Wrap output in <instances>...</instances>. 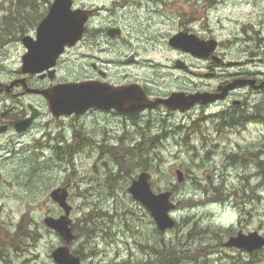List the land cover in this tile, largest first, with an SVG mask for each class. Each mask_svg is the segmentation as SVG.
<instances>
[{"label":"rangeland","instance_id":"374dc122","mask_svg":"<svg viewBox=\"0 0 264 264\" xmlns=\"http://www.w3.org/2000/svg\"><path fill=\"white\" fill-rule=\"evenodd\" d=\"M8 1H15L17 5H6L7 8H20L33 20L40 19L51 0H36L35 7L31 5L33 0ZM74 1L75 8L96 10L85 39L65 56L60 76L70 80L79 79L85 73L98 76V69L102 68L119 81L126 78L153 81L160 91L167 93L189 88L193 82L217 84V79L210 81L203 77L224 69H211L206 61L191 59L182 50L171 47V37L183 30L215 37L220 42L219 53L230 60H247L244 70L264 78V0ZM191 18L192 22L185 24ZM113 27L120 28L122 34L119 39L110 41L106 29ZM132 55L136 58L129 62ZM99 57L113 59L110 63L98 60ZM179 59L188 69L176 67ZM259 97L264 102V94ZM215 110L209 107L205 112L195 113L201 117L200 130L192 142L168 139L156 147L154 160L148 154L154 164L150 170L153 189L156 192L173 189V201L177 204L171 214L178 226L163 234V238L179 252L180 242L196 226L193 235L185 241V248L191 252L181 259L184 264H204V260L208 264H236L233 257L246 255L222 246L231 233L259 230L264 235V176L253 155L244 154L261 149L264 123L252 121L216 133L212 116ZM85 123L98 144L90 140L74 148L73 131L82 126L83 119L68 118L52 122L51 127L39 122L29 133L13 137L9 134L7 141L2 142L0 231L7 237L21 233L20 229L26 234L34 233L33 238H7L6 242L17 248L3 249L4 262L13 263L19 258V262L33 259L36 264H56L52 253L64 243L60 236L43 225V219L63 213L50 199V193L61 186L70 189L74 226L77 227L90 211L102 210L112 215L99 217L96 224L92 223L99 227L94 237H80L71 245L73 251H80L76 254L101 264H138L150 256L137 239L143 235L153 237L157 227L150 212L129 193L132 178L141 170L126 174L111 152L103 149L113 145L136 147L138 144L131 137L123 138L132 132V122L123 116L97 113L89 116ZM203 134L209 137L210 143L201 138ZM212 142L218 146L208 158L207 146L213 145ZM236 153L244 156H239L238 164L230 165ZM177 168L185 171L183 184L177 181ZM226 173L227 182L224 181ZM207 175H210V182H207ZM198 182L223 188L220 191L225 198L221 199L220 193L214 196L212 191L199 189ZM126 218L130 230L125 228ZM104 228L107 232L103 233ZM136 230L138 237L134 234ZM25 241L30 243L23 245ZM257 256L263 258L260 264H264V250Z\"/></svg>","mask_w":264,"mask_h":264},{"label":"flooded vegetation","instance_id":"af4514ba","mask_svg":"<svg viewBox=\"0 0 264 264\" xmlns=\"http://www.w3.org/2000/svg\"><path fill=\"white\" fill-rule=\"evenodd\" d=\"M15 1L1 0L0 1V63H5L8 65H0V146L2 142L7 141L8 135L13 136H22L38 126L39 122H42L48 127H51L50 124L56 120L61 119H83V124L81 132H73V140L77 141L80 138L86 139L87 141L96 142L89 133V129L85 123V120L94 114H106L112 115L114 117L123 116L131 120V126L133 127L132 132L127 134L124 139L129 137L132 138L136 144L154 142H165L168 139H174L176 142H186L191 141L195 134L200 130V115H195L198 111L205 112L209 107H215L216 110L212 113L214 118V127L216 128V133H219L220 129L227 128V116H243L245 111L250 112L251 109L255 108L256 105L261 102L260 95L264 94V88L260 89L256 86L259 85L264 79L257 77L256 74H251L245 71V64L230 66V59L226 55H222L225 62L215 63L211 57L208 59H200L191 55L190 53L184 52L188 57L194 60L206 61L209 63L211 69H224L220 73H215L214 71L207 73L206 77H203L205 80H218V83H210L204 81L203 83L193 82L189 88H179L172 92H162L157 87L155 82L150 80H128L126 78L123 81H119L116 78H112L110 72L98 69L99 75H87L84 74L83 77L75 79L82 82L88 81H99L102 83H107L115 86L120 85H130V84H139L145 91L146 95L156 100L159 97L167 98L173 92H185L186 94H196L199 92H209L216 96V100L207 104H197L189 110H171L165 104H159L154 108H146L141 112H135L134 114L121 113L116 108L111 109H100L97 107L89 108L83 115L77 116L72 114L69 116L55 117L51 112L49 107V100L44 95L42 91L49 90L58 84H62L68 81H71L69 78L60 76L61 66L65 60V56L71 49H67L64 54L58 59L56 65L52 68L45 69L41 72H26L23 70L22 61L25 53L27 52V46L24 43V39L28 37L30 40H37L38 38V26L39 23L34 22L32 24L23 25L22 9H14L13 7L5 8V5H12ZM12 12L19 13L17 16L11 15ZM94 17V13H92ZM193 18L188 19L185 24L192 22ZM106 29V33L110 39L117 40L120 38V35L115 37L109 35V30ZM88 27L85 31L83 40L88 34ZM100 32V31H99ZM189 32V31H187ZM204 39H211L210 35L201 36ZM131 57L128 58V61ZM136 56H133L132 61H134ZM100 61L108 60L111 63L113 57L104 59L102 57L97 58ZM13 64H18L17 67ZM93 67L98 68L97 64L94 63ZM232 68H237L236 71H230ZM188 69V66L185 67ZM198 76V75H197ZM247 78H256L257 82L252 85L249 83H244L243 85H237L236 88L231 89L229 92L224 94L223 98L220 95H223V90L220 88L226 85L233 83L236 80H242ZM259 97V98H258ZM32 114H36V118L33 121L32 125L25 131L19 132L16 129V123L20 120L30 117ZM222 117H225L226 120H223ZM173 119V120H172ZM182 119V120H181ZM203 140H208V136L203 135L201 137ZM200 138V139H201ZM115 146L113 145L112 148ZM196 147V146H195ZM194 147V148H195ZM210 182V175H207ZM227 182V176L224 180ZM199 189H208L212 190L215 188L213 185L204 186L198 182ZM22 234L15 233L9 237L4 236V233L0 231V239H20ZM23 243V242H22ZM27 242L26 244H29ZM24 244V243H23ZM10 245V246H9ZM5 247H11L12 249L17 248L15 244H8L6 241L0 242V264H36L33 263V259L21 260L16 259L13 263L4 262L2 258H5L3 255V249ZM25 261V262H22Z\"/></svg>","mask_w":264,"mask_h":264},{"label":"water","instance_id":"95a60500","mask_svg":"<svg viewBox=\"0 0 264 264\" xmlns=\"http://www.w3.org/2000/svg\"><path fill=\"white\" fill-rule=\"evenodd\" d=\"M74 0H54L49 13L40 23L38 29V39H24L28 47V52L23 59V70L29 72H41L56 64L59 55L67 46H74L83 37L86 23L90 18V10L83 8H73ZM112 36L120 33L117 28L111 29ZM173 47L180 48L201 58H208L217 48V39L205 40L196 34L179 32L170 39ZM213 60L220 62L221 58L213 55ZM241 63L240 61L230 62L229 65ZM178 67H185L181 60L177 61ZM250 83L254 85L256 79L237 80L224 87V94L237 84ZM264 88V81L256 86ZM48 98L50 109L57 117L63 115L85 113L91 107L100 109L117 108L121 112L133 114L148 107H156L160 103H165L170 109H189L195 104H203L216 98L207 92L187 95L184 92H174L169 98H158L155 101L149 99L139 85L115 87L99 81L88 82H68L59 84L49 90L42 91ZM35 117L23 119L16 123V129L21 132L29 128ZM178 180L183 181V172L177 171ZM152 175L149 172H142L138 178L133 179L129 186V192L133 198L142 203L152 214L157 227L165 232L176 225L175 219L171 216V211L176 208L172 201V191L156 193L151 185ZM69 190L66 187L55 188L50 196L57 202L64 214L59 217L48 215L44 218V223L54 231L58 232L65 241L54 250L53 257L57 264H93L83 263L79 256L72 253L70 243L76 238L73 232L70 218L73 210L69 203ZM228 247H237L249 252L264 247V236L257 231L245 234L239 232L232 236L227 243Z\"/></svg>","mask_w":264,"mask_h":264},{"label":"trees","instance_id":"16d2710c","mask_svg":"<svg viewBox=\"0 0 264 264\" xmlns=\"http://www.w3.org/2000/svg\"><path fill=\"white\" fill-rule=\"evenodd\" d=\"M35 1L33 0L31 5L32 7H35ZM257 120L264 122V110H260V114L257 117ZM83 143L77 142L75 143L74 147L79 148L82 146ZM158 144L156 142L150 143L151 149L155 148ZM116 150V152H115ZM111 154L113 155L114 160L117 161L119 164L121 170L125 171L126 174H133L136 170H150L152 167H154V164L152 163V159H149L148 156H145L144 151L141 147L139 148H133V147H124L119 146L118 149H115ZM141 150L140 152H138ZM151 152V151H150ZM264 153V142L261 145V149L254 153L253 159L258 164L260 170L263 172L264 176V159L263 162L261 160V154ZM264 157V155H263ZM210 192V191H207ZM213 195H217V193H220L222 195L221 199L225 198L223 191L214 190L212 191ZM229 196L227 195V199ZM111 217L109 212L99 210L98 212L90 211L89 213H86L85 216L82 218V221L78 224V226H74L76 232L78 233L79 238L85 237V238H91L94 237L97 234V231L99 230V227L92 226L93 224H96V220L99 217ZM128 218L125 219V222ZM93 223V224H92ZM129 221L126 222L125 228L126 230L129 229ZM131 228V227H130ZM196 229L195 227H192L189 231V235L186 237L188 239L189 236L193 235V231ZM107 232V229L104 228L103 231ZM139 231H134V234L136 237H138ZM140 239H137V241L145 248L148 249L150 252V256L145 258L146 260L143 263L138 264H184V262L181 260L186 255H188L191 251L189 249H186L185 241H181V248L179 252L177 249H175L174 246L169 245V243L166 241L165 238H163V234L159 232L157 228H155V233L153 237H146L143 235L142 237H139ZM145 240V241H144ZM84 245V244H81ZM84 248V246L82 247ZM186 249V250H185ZM188 250V251H187ZM75 253L80 254V251L74 250ZM93 252V250H91ZM260 252H255L251 255H248L246 257L240 256V257H233V262L236 264H260L263 262V258L261 256H257ZM263 255V253H262ZM81 256V255H80ZM189 256H192L190 254ZM205 256V255H203ZM257 256V262L255 257ZM82 257V256H81ZM204 264H208L207 260L203 261ZM230 264V263H229Z\"/></svg>","mask_w":264,"mask_h":264},{"label":"bare ground","instance_id":"6f19581e","mask_svg":"<svg viewBox=\"0 0 264 264\" xmlns=\"http://www.w3.org/2000/svg\"><path fill=\"white\" fill-rule=\"evenodd\" d=\"M185 258H186V256H185Z\"/></svg>","mask_w":264,"mask_h":264}]
</instances>
